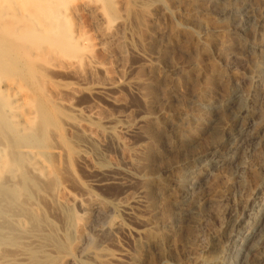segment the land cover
<instances>
[{"label":"rangeland","instance_id":"obj_1","mask_svg":"<svg viewBox=\"0 0 264 264\" xmlns=\"http://www.w3.org/2000/svg\"><path fill=\"white\" fill-rule=\"evenodd\" d=\"M244 1L252 4L260 17L264 0ZM231 2L0 0V53L5 56L0 62V79L26 89L22 111L35 115L42 124L45 132L38 139L40 149L52 157L54 167L45 181L32 178L26 165L25 174L19 177L26 194L22 208L32 219L31 228L38 227L51 237L60 233V245L74 254L80 264H93V259L100 264H112L106 257L113 255L120 245L129 252L133 249L119 227L121 216L110 213L94 218L92 227L86 229L92 236L88 248L83 254H75L77 231L85 220L77 206L59 208L57 199L66 198V194L75 198L95 195L120 199L124 189L119 185L90 187L89 175L83 166L77 165L75 151L70 154L63 148L66 139L71 138L66 122L80 119L66 103L94 109L98 124L122 116V124L134 126L139 113L153 115L168 130L180 123L183 135L175 145L166 136H160V127L154 131L144 127V135L117 131L115 139L127 146L126 154L110 147L107 160L102 163L127 164L137 171L146 167L159 173L164 181L172 178L166 170L170 165L195 158L224 139L222 126L231 121V113L225 108L201 119L198 116L204 113L205 101H222L237 89L260 125V136H264V51L239 56L241 50L234 39L226 43L233 38L227 31L231 23L220 12ZM194 6L197 20L190 14ZM197 27L206 30L201 38L196 36ZM245 33L246 38L264 46V26L258 19L246 27ZM226 46L236 56L225 54ZM99 87L110 91L113 102L92 94ZM2 110L0 114L5 116ZM3 118L5 130L12 131L13 124ZM213 118L219 120V127L209 131L208 122ZM157 135L161 137V147L154 154ZM20 149L26 153L33 150L26 140ZM238 165H244V169L239 170ZM229 169L230 183L216 170L195 190L198 208L187 216L181 228L158 232V247L167 253V264H194L188 255L202 254L207 242H219L222 264H240L230 239L234 234H244L260 216L257 202L264 201V137L246 144ZM171 190L161 201V210H170L175 194ZM40 192L51 195V199H43ZM215 202L218 204L213 205ZM154 215L162 216L160 212ZM237 220L243 222L239 227L233 226ZM15 234L17 237L20 231ZM1 244L0 256L19 246L12 238ZM159 249L145 250L140 264H161ZM23 250L29 254L31 264L42 263L36 250ZM49 263L54 264L55 260L50 259Z\"/></svg>","mask_w":264,"mask_h":264},{"label":"bare ground","instance_id":"obj_2","mask_svg":"<svg viewBox=\"0 0 264 264\" xmlns=\"http://www.w3.org/2000/svg\"><path fill=\"white\" fill-rule=\"evenodd\" d=\"M190 14L194 20H197L198 12L195 6L190 9ZM220 15H226L230 19L231 28L227 31L232 33L233 38L228 39L226 43L234 39L241 50L239 56L264 51L263 45L251 41L245 35L246 27L257 19L264 26V2L262 3L260 17L256 14L253 5L244 0H232L220 12ZM197 30V38H201L202 34L206 32L200 27H197ZM224 53L228 56L235 55L227 46L224 48ZM262 55L264 56V54ZM4 57L0 53V62L5 60ZM92 94L109 102H113L114 99L105 87L96 88ZM242 96L243 94L240 91L234 89L222 101L219 99V101H205L202 103L204 113L198 116L201 119L207 118V115L215 110L219 111L225 108L229 110L232 116L231 123L228 122L222 126L225 137L207 152L195 158L170 165L166 170L172 178L168 181H164L159 173H152L146 167L137 171L127 167V164L103 166L102 163L107 160L106 153L110 147L117 151L121 150L122 154H126L127 146L115 139L117 131L142 133L144 127H150L149 130L160 127L161 130L158 129L160 136H166L168 141L173 142L175 145L178 141L176 139L183 135L180 123L173 124L171 129L168 130L153 115L147 116L145 113H139L134 126L122 124V116L112 117L107 119L105 123L98 124V115L94 109L75 108L73 104L66 103V106L74 111L80 119L66 122L71 138L66 139V142L63 141L65 143L63 148L69 151L70 154L75 151L77 165L83 166L89 175L88 185L90 187L103 188L109 185H119L124 189L123 198L120 199L97 197L95 195L86 198H75L70 194H66V198H60L61 200L57 199L59 208L61 206H77L85 220V225L82 224L83 226L81 225V228L77 231L78 237L74 242L75 254H83L88 248L92 236L88 235L87 232L90 230L86 229L93 223L94 218L99 219L110 213H118L121 216L119 227L130 242L133 252H129L124 248L125 246L120 245L113 255L106 257V261L112 264H140V256L145 250L147 251L152 247L159 249L158 236L160 233L158 235V232H161L160 230H178L185 224L187 216L197 210L199 197L196 195L195 190L202 186L206 178L219 170L230 183L232 174L229 165L235 162L236 155L242 151L246 144L261 140L264 137L260 136L257 130L260 125H258L250 108L243 103ZM25 98V88L15 82L0 79V108L3 109L2 113L5 115L0 114V247L2 241L11 238L19 242L16 249L0 256V264H31V258L23 250L24 247L32 248L41 255L43 261L40 264H50V259L55 260L54 264H80L74 254L63 249L61 242L60 245L59 238H57V234L60 237V233H56V237H51L52 235L49 236V233L38 229V227L31 228L32 219L28 216L27 211L22 208L21 201L26 194L19 177L25 174L26 165L29 169L28 174L30 173L31 177L34 176L45 181L50 177L51 170L54 168L51 161L52 157L40 149L41 141L38 139L45 132L42 124L36 121L35 115L31 116L22 111ZM2 116L13 124L12 131L5 130ZM94 119L98 122L92 124ZM196 120L199 119L196 117ZM208 126L210 127L209 131L215 130L219 127V120L213 118L208 122ZM144 133L142 134L144 135ZM151 134L150 136H152ZM146 135L148 136V134ZM157 136L160 140L161 137ZM158 137L155 141V149H153L154 154L160 152L158 149L161 147V140L159 141ZM17 139H20V141L16 142ZM150 139L155 140L156 138ZM23 140L31 143L34 151L30 150L26 153L22 149L19 150ZM109 141L111 142L109 143ZM18 150L19 155H16L15 152ZM26 161H28V164ZM204 161L206 162L204 163ZM238 169L243 170L244 165H238ZM171 189L175 194L173 197L171 196L170 210H161L160 203L166 199L167 193L169 195ZM63 193H66L65 188ZM41 196L43 199H51L49 197L51 195L47 193H41ZM186 204H188V207H186ZM217 204V202L213 203V205ZM257 204L259 218L248 226L244 234H234L230 239V246L239 258L240 264H264V201H258ZM156 212H160L162 216L160 218L155 216ZM4 220H6L5 223ZM242 223L237 220L233 226L239 227ZM18 230L20 234L15 237ZM218 243L207 242L202 254H189L188 256L193 259L194 264H222L218 254L221 246ZM159 254H161V264H167V253L159 249ZM93 264H100V262L93 259Z\"/></svg>","mask_w":264,"mask_h":264}]
</instances>
